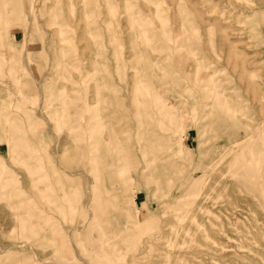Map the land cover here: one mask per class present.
<instances>
[{
    "label": "rangeland",
    "instance_id": "374dc122",
    "mask_svg": "<svg viewBox=\"0 0 264 264\" xmlns=\"http://www.w3.org/2000/svg\"><path fill=\"white\" fill-rule=\"evenodd\" d=\"M0 264H264V0H0Z\"/></svg>",
    "mask_w": 264,
    "mask_h": 264
}]
</instances>
